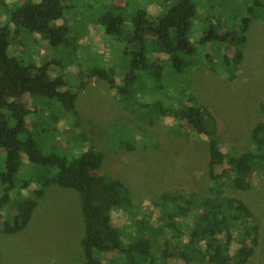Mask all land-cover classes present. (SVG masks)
<instances>
[{"label": "trees", "instance_id": "16d2710c", "mask_svg": "<svg viewBox=\"0 0 264 264\" xmlns=\"http://www.w3.org/2000/svg\"><path fill=\"white\" fill-rule=\"evenodd\" d=\"M208 1L210 5L217 4L219 25L202 36L199 43L214 39L227 47L221 62L215 63L207 54L202 63L195 57L196 49L188 41V34L196 6L192 0H173L155 20L147 18L143 11H138L131 20L132 31L126 34L127 50L123 53L128 58L127 71L120 76V82L111 65L79 71L76 84L63 88V80L48 78L45 65L22 66L6 56L9 31L5 27L0 29V152L3 154L0 233L12 235L23 230L37 201L54 184L78 194L83 224L79 244L84 264H243L247 261L257 244L258 226L247 206L225 194L224 188L245 191L251 187L252 178L264 175V120L250 129L251 149L239 153L221 150L213 116L192 95L185 94V87L174 77L201 63L212 72L219 65L224 76L233 79L242 59L249 23H264V0ZM74 2L26 0L11 10L9 23L14 28L49 37L53 45L60 44L67 29L63 24L53 23L61 19L64 10L73 8ZM97 23L104 34H119L121 20L109 11L102 12ZM157 58H167L169 66L163 69ZM96 79L105 81L123 106L138 102V117L143 121L150 123L167 117L178 130L191 129L204 137L208 153L207 194L170 190L153 201H142L146 210L139 212L141 206L132 202L123 182L108 173L96 172L103 155L78 130L74 109L77 94ZM143 80L151 86L143 87ZM169 81L175 83L170 89L175 94L178 89L179 97L166 102L161 98L162 101H141L149 90L159 94L166 91ZM37 102L41 103L37 106ZM258 110L264 116V99L258 103ZM43 122L64 124L58 135H64L66 142L75 139L81 146L85 143L87 148L71 159L44 154L35 147L28 130V123ZM49 130L48 125L45 131ZM74 130L78 133L72 136ZM119 146L135 148L124 142ZM22 161L26 162L23 169ZM27 170V177H20Z\"/></svg>", "mask_w": 264, "mask_h": 264}, {"label": "rangeland", "instance_id": "374dc122", "mask_svg": "<svg viewBox=\"0 0 264 264\" xmlns=\"http://www.w3.org/2000/svg\"><path fill=\"white\" fill-rule=\"evenodd\" d=\"M25 1L0 0V29L7 28L10 37L6 56L14 58L22 66L45 65L48 78L63 80V88L76 84L79 71L111 65H114L118 73L117 81L120 82V76L127 71L125 65L128 58L123 54L127 50L126 34L132 31L131 20L135 14L143 11L147 18L155 20L173 3V0H75V6L64 10L61 19L53 23L56 26L63 24L67 29L63 43L53 45L49 37L14 28L9 23L11 10ZM192 2L196 12L191 21L188 41L195 46V57L201 63L207 54L218 64L228 52L227 47L214 39H209L205 44L199 43L202 36L219 25L217 4L211 2V7L208 0ZM104 11L121 20L119 34L106 35L98 25V17ZM158 61L163 69L169 66L167 58ZM201 63L190 66L174 78L179 79L180 86L185 87V94L192 95L196 103L213 116L221 150L225 148L239 153L251 149L250 129L264 120L258 110V103L264 99V23H249L242 59L233 79L228 80L219 65L212 72L208 65ZM140 80L142 83V78ZM167 84L169 87L161 95L149 90L142 100L137 99L150 102L161 98L166 102L179 97L178 89L176 94L174 89H170L175 83L169 81ZM144 86L149 88L151 83L146 81ZM42 102L45 104L44 100ZM53 108L59 113L57 107ZM74 109L79 121L78 130L103 155L96 172L108 173L123 182L132 202L141 206L139 212L146 210L141 205L142 201H153L170 190L183 189L207 194L208 153L203 136L196 135L191 129L178 130L167 117L162 121H143L138 117V102L123 106L106 82L99 79L91 80L77 94ZM28 124L35 147L44 154L71 159L87 148L85 143L81 146L75 139L66 142L64 135H58V129L64 126L62 123H58L59 127L55 123ZM48 125L50 130L45 131ZM75 132L71 135L78 133ZM121 142L135 148H120ZM2 162L3 154L0 152V164ZM22 163L23 169L26 162ZM26 174L28 170L20 177L25 178ZM251 183V187L245 191L226 187L224 193L245 204L258 226L257 244L243 264H264V175H256ZM82 234L78 194L52 184L37 201L23 230L12 235L0 233V264H84L79 244Z\"/></svg>", "mask_w": 264, "mask_h": 264}]
</instances>
